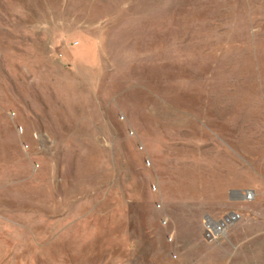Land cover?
Listing matches in <instances>:
<instances>
[{"label": "rangeland", "instance_id": "1", "mask_svg": "<svg viewBox=\"0 0 264 264\" xmlns=\"http://www.w3.org/2000/svg\"><path fill=\"white\" fill-rule=\"evenodd\" d=\"M223 157L264 175V0H0V264H207Z\"/></svg>", "mask_w": 264, "mask_h": 264}, {"label": "crops", "instance_id": "2", "mask_svg": "<svg viewBox=\"0 0 264 264\" xmlns=\"http://www.w3.org/2000/svg\"><path fill=\"white\" fill-rule=\"evenodd\" d=\"M223 125L225 126L226 122ZM220 143L222 144V150L224 149V157L227 155L225 150L235 149L226 141ZM210 147L214 148L212 145ZM237 148L243 149L245 146L240 145ZM224 157L222 166L225 176L219 181L220 183L217 184L215 189L213 187L209 189L211 193L207 192V195L208 197L218 198L219 202L217 203L224 205V208L228 210L226 212L239 213L241 218L229 227L224 238L212 244L203 240L202 225H197L196 233L191 238L192 247H197V249H192L190 257L186 259L191 263L206 261L207 264L264 263V215L261 213L262 202L260 201L261 195L264 194V175H260L256 165L247 168L245 158H240L243 162H237L230 158L225 161ZM219 162L218 160L217 163ZM231 171L235 175H229ZM246 191H251L254 194L251 202L243 201V195ZM227 201L230 205H227ZM256 207H260L259 210ZM242 210L249 211L247 217ZM224 213L210 216L217 218ZM204 246L208 248L205 257L199 250Z\"/></svg>", "mask_w": 264, "mask_h": 264}, {"label": "built area", "instance_id": "3", "mask_svg": "<svg viewBox=\"0 0 264 264\" xmlns=\"http://www.w3.org/2000/svg\"><path fill=\"white\" fill-rule=\"evenodd\" d=\"M18 132L21 133L22 129L19 128ZM33 138L35 140L43 139L47 141L46 143L49 144V140L45 134L39 135L37 133L33 134ZM28 146L25 144L23 145V149H27ZM254 198V194L251 191H246L243 195L244 202H251ZM241 218L239 213L229 211L221 215L220 217H212L210 215L204 216L202 220V235L203 240L206 243H216L222 238H224L228 232L229 227L238 221ZM162 225H166V220H162ZM170 240V239H169Z\"/></svg>", "mask_w": 264, "mask_h": 264}]
</instances>
